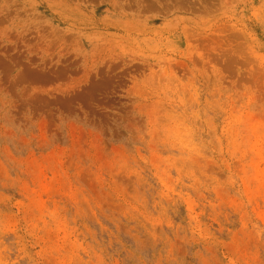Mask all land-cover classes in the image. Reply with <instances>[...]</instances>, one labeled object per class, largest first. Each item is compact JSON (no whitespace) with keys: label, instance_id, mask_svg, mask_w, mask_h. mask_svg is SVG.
<instances>
[{"label":"rangeland","instance_id":"rangeland-1","mask_svg":"<svg viewBox=\"0 0 264 264\" xmlns=\"http://www.w3.org/2000/svg\"><path fill=\"white\" fill-rule=\"evenodd\" d=\"M0 264H264V0H0Z\"/></svg>","mask_w":264,"mask_h":264}]
</instances>
